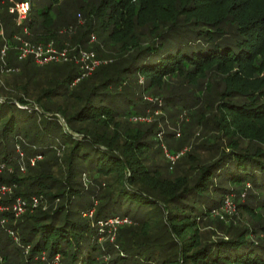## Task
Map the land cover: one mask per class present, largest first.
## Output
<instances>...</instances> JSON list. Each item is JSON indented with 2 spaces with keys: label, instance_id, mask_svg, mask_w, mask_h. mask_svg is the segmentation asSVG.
I'll return each mask as SVG.
<instances>
[{
  "label": "trees",
  "instance_id": "obj_1",
  "mask_svg": "<svg viewBox=\"0 0 264 264\" xmlns=\"http://www.w3.org/2000/svg\"><path fill=\"white\" fill-rule=\"evenodd\" d=\"M58 1L33 3L27 36L0 0V67L8 45L5 69L12 76L0 80V163L14 167L0 174V184L51 205L7 225L20 231L28 252L0 241V264H100V255L112 254L111 264H264V0H65L73 7L69 13L85 18L72 34L75 53L112 58L85 77L74 62L41 67L33 58L19 60L17 35L34 45L66 46L59 28L70 23L59 17ZM103 47L112 50L105 54ZM176 77L196 88L193 102L206 93V113L199 115H210L202 120L218 137L204 151L222 139L216 160L184 148L173 165L156 125L147 126L155 112L179 105L188 123V109L195 107L185 99L159 93L161 106L119 91L142 78L143 93L157 94ZM18 146L27 154V177L16 160ZM181 150L168 148L171 154ZM161 155L166 167L156 160ZM36 156L42 161L32 166ZM181 161V174L171 175ZM84 173L106 181L97 203L80 188ZM235 193V209L252 226H230L227 239L205 241L202 224L227 221L229 215L214 213ZM4 216L14 220L3 213L0 221ZM116 217L132 225L118 226L115 244H100L110 231L100 223Z\"/></svg>",
  "mask_w": 264,
  "mask_h": 264
},
{
  "label": "rangeland",
  "instance_id": "obj_2",
  "mask_svg": "<svg viewBox=\"0 0 264 264\" xmlns=\"http://www.w3.org/2000/svg\"><path fill=\"white\" fill-rule=\"evenodd\" d=\"M35 3L36 1L33 0ZM65 0H59L58 1V6H61V14H60V18L63 21H66L67 23L70 24H65L60 26L59 28V34L60 36H62L63 39V44L65 43V45L70 46L72 49H78L75 48L77 44H71V39H72V34H75L77 27L79 26H83L85 24V18L82 17L81 15H77L75 14L77 17H75L74 15H72L71 13H69L73 7L72 4H69L70 1H67L66 3H64ZM48 4V0H44V2H42V5H47ZM55 17L56 20H58V15L54 14L53 15ZM73 19H76V23L77 25H73L71 24V22H73ZM71 21V22H70ZM65 26V27H64ZM68 34L67 36V40H65L64 35ZM94 37V41L93 43H97L99 44V39L96 35H92L93 39ZM110 50H112L110 47H103L102 49V53L105 54H109ZM75 52H72V55ZM117 58V57H116ZM115 58V59H116ZM101 59V58H100ZM112 58H102V60H111ZM115 59H113L115 61ZM4 74V75H3ZM12 79V76L10 73H2L0 72V80L4 83L5 81H9ZM182 78H167V85H162L161 88H159L158 93L157 94H153L152 92L150 93H143V89H145V83H143V79L139 78V79H133L131 80L129 83L130 84H125L122 88H120V92L124 93V92H131V93H136V97L139 99L141 96L143 97V99L145 100V102H149L151 100H154L155 102H158L161 106L165 104V100L163 101L161 99L168 97V96H173L175 98V100H179L180 98L185 99V102L189 103V107L191 108V106H194L195 108L192 110L188 109V117L190 119V121L188 123H182V119L184 118L183 115L181 114L182 109L181 105H179L178 107L180 108H173V107H169L166 110H164L162 108V111H158L155 112V114L153 116H150L149 120H148V125L147 126H152L153 124L156 125L155 127V132L158 133L157 137L158 139H160L161 143L163 146L167 147V149L170 147L173 150H181V149H188L190 150V152L194 155H197L198 157L201 156H205L207 155L206 159H210V161L216 160L218 157V154L215 152V150L218 151V148L220 150H222L223 148V142L222 139L219 140L218 139V144L217 147H215L214 150L211 151H204L209 147V145L214 141V139H212V137H218V132L215 131L214 127H212V125L210 124H206L205 122L207 120H202L204 117H208L209 119V114L208 116H204V114L206 113L205 110L203 109L207 102L206 99V93H205V98H202L201 101L200 100H194V93L196 92V88H194L193 86L189 85L188 83L182 82ZM161 93V95L159 94ZM132 94V95H133ZM158 95V97H156ZM161 97H160V96ZM200 101V102H199ZM195 103V104H194ZM200 112H205L202 116V118L200 117ZM197 114V117H196ZM180 118V119H179ZM199 119V123H197V120ZM66 122V121H65ZM204 122V123H202ZM147 123V122H146ZM62 124L63 120H62ZM152 124V125H151ZM65 127V126H64ZM160 131V132H159ZM175 134V136H174ZM168 135H173L171 137H169ZM220 145V146H219ZM222 145V146H221ZM21 151H23L21 149ZM182 151V150H181ZM205 152H209V153H205ZM24 153V152H23ZM18 154V152H17ZM19 158H16L18 164H20V167L23 165L26 167V158H27V154L24 153V156L21 157L20 154H18ZM162 156V155H161ZM206 159H202L200 163H198V166L201 165V163L206 160ZM158 161V163L164 167H166V163L163 162V156L162 157H157L156 159ZM42 161V159L40 160ZM182 161L180 164H178L177 168L174 170H172V173H170L173 176L176 175H180V169L179 167H182ZM197 164V163H196ZM194 165V164H192ZM12 166V165H11ZM14 169V167H12ZM187 169H190V165H188L186 167ZM14 173V172H13ZM8 174H12V172H9ZM23 177H27L28 173L23 172L22 173ZM81 183L80 188L82 190H84V193L86 195V198H92L94 199L95 203H97V196L104 193L106 190L105 188H107V184L105 180H99V181H94L93 176L90 173H84L82 175V177L80 179H78ZM95 189V197L94 194L89 196L90 194V190ZM86 191V192H85ZM238 194H233L234 199H236V196ZM243 197H246L243 194ZM242 197V198H243ZM85 198V199H86ZM246 199V198H245ZM58 204H60L59 200H56L54 202V207H56ZM50 204L42 199L41 202V207H43L44 210H48L50 208ZM234 211L232 212V214L229 215V218L223 220V221H217L214 220L213 218L210 220V222L208 223H204L202 224L201 227V232L203 234V239L207 242H217L221 239H227V233H228V228L230 226H234V228L236 227H246V228H250L252 226V223L250 220H244L242 218V216L237 212V210L235 209V205L233 206ZM91 216V215H90ZM92 217V216H91ZM22 220V218H20L19 220H9L7 221L6 224H1L0 225V241L1 242H5V243H10V246H8V248L10 250H13L14 247L20 248V251L25 252V254H27L28 249H25V246L23 245V243L21 242V235H20V231L17 229H13V228H8L7 225L9 223H12L13 225H18L19 222ZM127 223H124L120 226L123 227H129L132 225V223H130V219H127ZM260 224H264V219H262V222H259ZM10 230H14V235H10L9 231ZM117 237H118V229L117 231H114V229L112 228L109 232L108 235L106 237H103L102 239H100V244H105L106 242H110L112 245L115 244L117 242ZM256 234L252 235V241H256ZM3 244V243H2ZM118 251V249H116ZM115 251H113L114 253ZM108 255H100L98 257L100 264H111L110 260L112 259V256L114 257V255L112 254L111 256L107 257ZM22 256H20L21 258ZM1 261V260H0Z\"/></svg>",
  "mask_w": 264,
  "mask_h": 264
},
{
  "label": "built area",
  "instance_id": "obj_3",
  "mask_svg": "<svg viewBox=\"0 0 264 264\" xmlns=\"http://www.w3.org/2000/svg\"><path fill=\"white\" fill-rule=\"evenodd\" d=\"M36 2H39L41 0H35ZM3 3H7L8 6V12L11 15L15 16V22L18 27H20L23 31L24 35H30V30L28 27V22L30 19V14L32 11V6L34 1L33 0H3ZM0 35L3 37V31L0 32ZM15 40L19 43V45L16 47V50L18 51V57L19 60L24 61L29 58H33L34 62L38 66H46L49 64H60V63H69L74 62L78 65H80L82 70V77L90 75L97 67H99L102 64H106L107 61L99 60L95 57L94 52H90L84 49L78 50V53H74L75 55H72V52H76L77 49H72L70 46L66 45L62 49H57L53 42L49 44H37L34 45L24 37L17 35L15 36ZM94 41V37L91 40V42ZM76 48V47H75ZM8 50V45H5L1 51L2 56V62L3 66L0 67V72L7 73L9 70H6V61L5 56ZM153 101V100H151ZM150 118V117H149ZM146 119V121L149 120ZM164 153L167 157V159L175 165V163L184 155V153L187 150L181 151L177 154H171L167 147L163 146ZM18 154L21 155V157L24 156L23 151H21V148L17 147ZM42 158L40 156H36L30 159L31 165L34 166L37 161L41 160ZM13 168L12 166L6 164V163H0V174L4 172H12ZM21 171L26 172V167L21 166ZM5 198H11L12 202L11 205H5L3 203H0V214L3 213H11L14 217V220H19L22 218L28 210H34L38 209L41 206V198L34 196L30 199H26L21 196H15V186L8 185V184H0V202L4 200ZM234 196H229L225 200V205L222 210L219 212H215V217L223 218L224 214L230 215L234 211ZM8 221V217L4 216L2 217L0 223L6 224ZM126 218H120L116 217L114 219H111L105 223L101 222L100 224L102 226H109L110 230L113 228L114 231H117L118 226L127 223ZM10 235H14V230L9 231Z\"/></svg>",
  "mask_w": 264,
  "mask_h": 264
},
{
  "label": "water",
  "instance_id": "obj_4",
  "mask_svg": "<svg viewBox=\"0 0 264 264\" xmlns=\"http://www.w3.org/2000/svg\"><path fill=\"white\" fill-rule=\"evenodd\" d=\"M61 119L63 120L64 126L67 127L65 120L63 118H61Z\"/></svg>",
  "mask_w": 264,
  "mask_h": 264
}]
</instances>
